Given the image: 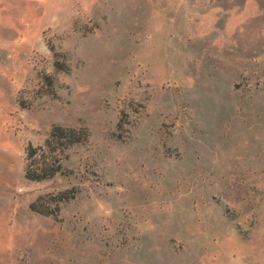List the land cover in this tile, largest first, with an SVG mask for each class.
I'll list each match as a JSON object with an SVG mask.
<instances>
[{
	"label": "rangeland",
	"instance_id": "rangeland-1",
	"mask_svg": "<svg viewBox=\"0 0 264 264\" xmlns=\"http://www.w3.org/2000/svg\"><path fill=\"white\" fill-rule=\"evenodd\" d=\"M0 264H264V0H0Z\"/></svg>",
	"mask_w": 264,
	"mask_h": 264
},
{
	"label": "trees",
	"instance_id": "trees-1",
	"mask_svg": "<svg viewBox=\"0 0 264 264\" xmlns=\"http://www.w3.org/2000/svg\"><path fill=\"white\" fill-rule=\"evenodd\" d=\"M88 138L89 134L85 128L71 129L54 126L43 146L27 148L24 177L31 181H42L53 177L61 170L58 158L60 153L72 146L86 143ZM60 196L62 200L69 199L64 194Z\"/></svg>",
	"mask_w": 264,
	"mask_h": 264
}]
</instances>
